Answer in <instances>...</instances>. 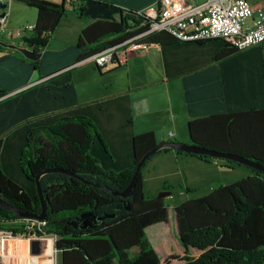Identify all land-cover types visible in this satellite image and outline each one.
Instances as JSON below:
<instances>
[{
	"label": "trees",
	"instance_id": "1",
	"mask_svg": "<svg viewBox=\"0 0 264 264\" xmlns=\"http://www.w3.org/2000/svg\"><path fill=\"white\" fill-rule=\"evenodd\" d=\"M15 1L36 10L33 30L28 36L14 41L18 48L32 53H40L48 47L51 34L68 12L81 18L86 10L84 4L88 2ZM104 5L110 7L109 3ZM142 22L136 12L120 10L115 22L96 21L88 25L80 32L76 46L89 50L79 55L76 62L145 33L148 26L141 25ZM139 42L158 46L180 43L165 32L147 34ZM3 51L5 49L0 46V52ZM234 51L226 44L216 55V60ZM14 54L24 60L17 52ZM110 65L118 67L119 62L114 57ZM32 66L38 71L36 62ZM6 95L7 92L0 90V100ZM187 129L193 146L240 156L264 166V110L193 119L188 122ZM96 137L103 145L89 117L59 118L51 125L31 129L19 157L21 172L32 183L45 170H66L77 176L49 172L39 179L45 203L46 226L42 232L57 238L55 248L60 254V264H161L145 234L148 227L160 223L169 226L171 239L184 253L181 259L184 264H264V173L246 167L250 175L219 186L205 196L170 207L164 204L163 198L144 195L141 170L151 156L142 166L130 196L122 198L101 187L113 192L123 191L142 157L157 146L154 134L143 133L132 139L134 166L119 172L103 170L91 154ZM1 148L0 139V152ZM170 151L184 154L166 148L157 153ZM186 155L206 163L216 160L204 155ZM218 160L223 161L225 168L239 165ZM0 201L32 216L41 211L38 195L32 200L23 188L8 178L1 161ZM88 213L91 214L87 219L90 226L82 229L79 219ZM0 219L19 221L21 218L0 207ZM190 249L200 254L190 257ZM132 250H135L134 254Z\"/></svg>",
	"mask_w": 264,
	"mask_h": 264
},
{
	"label": "crops",
	"instance_id": "2",
	"mask_svg": "<svg viewBox=\"0 0 264 264\" xmlns=\"http://www.w3.org/2000/svg\"><path fill=\"white\" fill-rule=\"evenodd\" d=\"M247 1L253 7L264 6V0ZM4 2H8L6 25L15 0ZM157 2L88 0L81 18L72 12L62 18L48 40V47L40 53L18 48L15 39L3 41L6 37L0 35V46L5 49L0 52V90L7 92L0 100L1 167L32 200L36 187L22 174L19 157L33 128L51 125L63 117H89L103 141L102 145L95 138L91 154L103 170L119 172L134 166L132 139L137 135L152 132L157 145L190 144L187 129L190 120L264 110V54L259 45L235 50L221 60H216V55L226 43L213 39L202 44L147 45L146 49L126 53L124 47H119L116 50L119 66L108 65L101 71L91 57L76 62L79 55L89 50L76 46L85 27L96 21L115 22L120 10L143 11ZM35 20L36 14L28 19L27 25L34 26ZM33 62L38 64V71ZM170 159L183 173L181 183L188 188L195 190L210 182L208 194L218 186L211 184L222 171L216 163L170 151L149 160L155 161L145 174L142 171L143 187L145 179L149 184L162 170L166 173ZM15 160L20 177L15 172ZM200 172L207 173L208 178ZM151 228L161 226L148 227ZM176 246L178 260L182 262L184 253ZM192 251L196 250L190 249L188 256L193 257Z\"/></svg>",
	"mask_w": 264,
	"mask_h": 264
},
{
	"label": "built area",
	"instance_id": "3",
	"mask_svg": "<svg viewBox=\"0 0 264 264\" xmlns=\"http://www.w3.org/2000/svg\"><path fill=\"white\" fill-rule=\"evenodd\" d=\"M136 13L143 20L141 25H147L148 30L92 56L90 60L96 68L103 69L114 57L118 59L116 50L119 47H125L124 53L146 49L147 45L139 42L140 38L158 32H165L178 42L218 39L235 50L259 45L264 54V6L253 7L247 0H158L154 6ZM33 28L26 25L21 30L8 31L6 38L20 39ZM4 31L5 20L0 28L1 36ZM45 226V220L0 219V264H30L33 258L43 256L41 251H47L49 243L48 259L57 264V238L43 234ZM34 242L38 243L36 253H33Z\"/></svg>",
	"mask_w": 264,
	"mask_h": 264
},
{
	"label": "rangeland",
	"instance_id": "4",
	"mask_svg": "<svg viewBox=\"0 0 264 264\" xmlns=\"http://www.w3.org/2000/svg\"><path fill=\"white\" fill-rule=\"evenodd\" d=\"M12 9H11V14L9 16L8 23L5 25V31L3 32V36L6 37V32L8 31H18L23 29L27 24H30L28 19L33 18L34 15L36 14L35 9L33 8H28L24 4L20 2H12ZM11 6V5H10ZM71 13V12H68ZM6 40L3 41H9V38H5ZM97 71V69H95ZM187 131V129H186ZM158 154V153H157ZM156 155V154H155ZM154 157V155L152 156ZM156 157V156H155ZM155 160H151L146 163V167L144 166L141 170L145 174L146 173V168L152 165V162ZM212 163H216L218 167L222 168V171L219 172L218 175H220L216 181H213L211 184H217L219 186L227 185L230 183H233L241 178L246 177V174L251 173L248 168L241 166V165H232L230 168H225L222 167L224 164L223 161H220L218 159L216 160H211ZM210 162V163H211ZM13 164V162H12ZM11 168L14 169V166ZM169 165L166 166V173H164V170H162L157 176L153 177L148 184L145 179V185L143 187V192L146 197L149 198H157L161 193L163 192H169L171 195L163 198L164 199V204L166 206L174 207L178 206L184 201L191 199V198H197V197H202L207 194V190L210 187V182H207L206 184H203L197 189L193 190L192 188H188L187 185L184 183H181L183 179V173L179 170H177L176 164L173 163V160H169ZM15 172L18 173L20 177V171L17 165V161L15 160ZM13 174L12 176L15 177V173L11 171ZM202 177L207 179L208 174L200 172L199 173ZM200 175H197L198 179H201ZM192 177V175H191ZM190 177V178H191ZM148 179V178H147ZM169 188V189H168ZM215 188V187H212ZM168 189V190H165ZM190 190V192L186 193V190ZM205 194V195H204ZM185 195L187 197H185ZM161 228H151V229H146L145 234L146 237L148 238L149 242H153V247L152 243L151 246L153 247L154 251L157 253L159 259L162 260V264H184V261L180 262L178 260V252H177V246L176 244L172 241L169 233H168V227L166 224L160 223ZM46 248V246H45ZM47 251H41L43 256H46ZM46 253V254H44ZM135 253V250H132V254ZM197 251H192L190 254L194 256L197 255ZM49 255H47L48 258ZM184 257V256H183ZM57 264H60V254L59 252L57 253L56 256ZM38 264V262H37Z\"/></svg>",
	"mask_w": 264,
	"mask_h": 264
},
{
	"label": "water",
	"instance_id": "5",
	"mask_svg": "<svg viewBox=\"0 0 264 264\" xmlns=\"http://www.w3.org/2000/svg\"><path fill=\"white\" fill-rule=\"evenodd\" d=\"M4 1L5 0L0 1V28L3 25V21L6 19V15H7L6 9L8 7V2H4ZM164 148L179 151V152L184 153V154L204 155V156H207L210 158L228 160V161L235 162L239 165L254 169L258 172L264 173V166L259 165L255 162L251 161V160L244 159L240 156L231 155V154H222V153H218L215 151H210V150H206L203 148H199V147L193 146L191 144L169 142V143H163V144L157 145L154 149H152L151 151H149L148 153H146L142 157L140 163L136 166L135 173H134L133 177L131 178V181L129 182V184L127 185V187L123 191L113 192V191H111L107 188H104V187H101V189H103L104 191L110 192L113 196L118 195L122 198L129 197L132 188L135 186L137 176H138L142 166L144 165L145 161L148 158H150L151 156H153L155 153H157L159 150L164 149ZM49 172H58V173H62V174L67 175V176L74 177V178L77 177L76 174L69 172V171H66V170L54 169L51 171L45 170V171L40 172L35 177V180H34V185L36 187V194L38 195V199H39V203H40V207H41V211L38 215L32 216L29 214L22 213L20 211L13 209L12 207L6 205L2 201H0V207H2L5 210L10 211L11 213L17 215L21 219H34V220H38V221H43L45 219V203H44L43 198H42V193H41V189H40V185H39V179L42 175L49 173ZM95 187H98V186H95ZM168 196H170L169 192H163L157 198L162 199V198H166ZM126 210H129V208H126ZM90 216H91L90 213L81 215L79 220L82 222V226H81L82 229H85L88 226H90V223L87 220ZM97 219L101 220L102 218H97ZM37 251H38V243L34 242L33 243V253H36Z\"/></svg>",
	"mask_w": 264,
	"mask_h": 264
},
{
	"label": "bare ground",
	"instance_id": "6",
	"mask_svg": "<svg viewBox=\"0 0 264 264\" xmlns=\"http://www.w3.org/2000/svg\"><path fill=\"white\" fill-rule=\"evenodd\" d=\"M46 253H47L46 255H49L51 253L50 243L48 244V249ZM36 259H38L39 262L36 261ZM36 262H38V264H53V261L51 259H48L45 255L39 258H33L30 261V264H36Z\"/></svg>",
	"mask_w": 264,
	"mask_h": 264
}]
</instances>
